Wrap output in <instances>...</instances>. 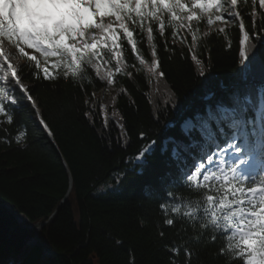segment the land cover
I'll use <instances>...</instances> for the list:
<instances>
[{
  "label": "trees",
  "instance_id": "16d2710c",
  "mask_svg": "<svg viewBox=\"0 0 264 264\" xmlns=\"http://www.w3.org/2000/svg\"><path fill=\"white\" fill-rule=\"evenodd\" d=\"M184 2L191 7V0ZM238 8L248 30L253 6L249 0L245 8L238 0ZM255 10L261 11L258 2ZM206 19L193 21L190 32L187 26L168 27L165 18L163 35L153 25L151 45L146 33L134 30L138 53L120 35L127 66L119 73L114 60L106 66L114 72L111 85L101 78L105 68L100 77L90 69L79 81L37 80L28 68L19 73L23 83L34 89L31 94L48 129L32 116L18 92V104L9 109L15 123L9 125L0 116L4 121L0 124V264H171L173 258L183 264V250L174 257L167 249L180 244L191 230L178 231L187 227L186 221L171 213L176 225L163 226L159 208L178 171L171 155L173 142L191 144L190 152L197 153L203 141L211 143L210 132L222 141L223 134L208 118L209 111L217 110L216 100L237 87H253L251 80L264 79L259 56L242 73L238 23L209 26ZM220 28L225 32L220 33ZM252 43L256 47L250 52L264 49V44ZM137 55L144 59L143 65ZM193 56L203 62L205 75H199ZM17 58L26 63L19 54ZM153 59L159 61L156 73L148 71ZM5 91L13 94L0 82V96ZM188 118L198 128L208 127L185 132L181 124ZM118 124H123V134ZM18 131L25 132L19 144L14 138ZM141 132L146 138L140 137ZM190 135L196 136L194 144ZM152 140L156 143L143 163L130 159ZM179 191L189 194L186 187ZM5 205L35 225L44 223L37 234L39 242L34 230ZM193 246L199 249V258L194 257L192 264H222L223 257L210 255L219 244Z\"/></svg>",
  "mask_w": 264,
  "mask_h": 264
},
{
  "label": "snow or ice",
  "instance_id": "6c2138e0",
  "mask_svg": "<svg viewBox=\"0 0 264 264\" xmlns=\"http://www.w3.org/2000/svg\"><path fill=\"white\" fill-rule=\"evenodd\" d=\"M250 2L253 11L248 30H245L238 0H191V7L184 0H0V82L13 93L5 91L0 96V116L6 117L9 125L15 123L14 111L10 114L9 109L18 104L15 98L18 92L30 106L32 116L48 129L38 102L31 94L34 89L24 84L18 73L28 68L37 80L79 81L90 69L100 77L101 69L105 68L101 78L111 85L114 72L106 66L114 60L116 73L127 66L119 36H123L133 53H138L134 30L146 33L151 45L153 25H158V32L163 35L165 18L168 27L187 26L190 32L192 22L201 21L205 15L209 26L214 21L238 23L242 34L238 40L242 73L247 72L257 56L264 67V49L250 52V48L256 47L253 41L264 44V0ZM257 2L260 13L255 10ZM242 4L246 8L249 0H242ZM104 6L110 11L103 10ZM218 31L224 33L225 29ZM196 40L193 34V44ZM6 44L26 63L14 65L11 56L4 51ZM151 55L156 56L154 45ZM192 58L198 65L199 75H205L203 62L195 56ZM137 59L142 65L145 63L139 55ZM158 68L159 61L154 59L148 71L156 73ZM215 107L217 110L209 111L208 118L215 121L213 127L223 134L221 142L227 147L216 144L218 151L199 155V163L193 160L189 164L191 144L173 142L171 155L178 171L161 198L163 202L159 208L164 214L163 226L176 225L171 213L186 221L187 227L182 225L178 231H191L180 244L174 243L167 250L174 257H179L183 250V264H192L194 257L199 258V249L193 245L219 244L218 251L210 250V255L223 257L222 264H264V84L258 93L250 86L228 91L216 100ZM117 126L123 134V124ZM207 127V124H201L200 128L191 124L186 131L199 132ZM48 134L51 135L50 130ZM6 135L10 134L6 132ZM215 135L209 133L210 138ZM24 137L25 132L18 131L15 142L21 143ZM140 137L146 138V134L141 132ZM189 139L193 144L196 142V136L190 135ZM5 142L10 141L6 139ZM155 143V140L149 141L130 159L143 163V157L150 153ZM185 187L189 194L179 191ZM164 234L160 232V236ZM171 264L180 262L173 258Z\"/></svg>",
  "mask_w": 264,
  "mask_h": 264
},
{
  "label": "rangeland",
  "instance_id": "374dc122",
  "mask_svg": "<svg viewBox=\"0 0 264 264\" xmlns=\"http://www.w3.org/2000/svg\"><path fill=\"white\" fill-rule=\"evenodd\" d=\"M105 11H110V10H105ZM6 15H7V12H6ZM217 22H219L220 26H223V24H226L223 21H217ZM4 50L7 54H9L11 56L13 62H15V64H16V58L14 57V53H16V52H13L12 48L7 44L5 45ZM28 51H31V50H28ZM191 124H192L191 120H186L185 122H183L182 127L184 130H186V127H190Z\"/></svg>",
  "mask_w": 264,
  "mask_h": 264
},
{
  "label": "water",
  "instance_id": "95a60500",
  "mask_svg": "<svg viewBox=\"0 0 264 264\" xmlns=\"http://www.w3.org/2000/svg\"><path fill=\"white\" fill-rule=\"evenodd\" d=\"M8 208L9 211H11V213L21 222H25L28 223L33 229H36L35 225L33 223H31L28 219L24 218L18 211L6 206ZM38 241V239H37Z\"/></svg>",
  "mask_w": 264,
  "mask_h": 264
}]
</instances>
